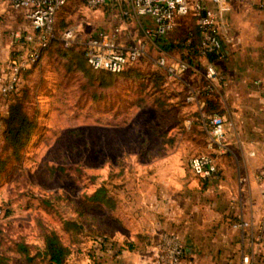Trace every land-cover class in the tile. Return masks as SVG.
I'll return each instance as SVG.
<instances>
[{
  "label": "rangeland",
  "instance_id": "obj_1",
  "mask_svg": "<svg viewBox=\"0 0 264 264\" xmlns=\"http://www.w3.org/2000/svg\"><path fill=\"white\" fill-rule=\"evenodd\" d=\"M119 12L110 0L97 6L71 2L60 11L57 28L74 27L77 42L68 48L55 42L22 73L20 88L28 93L30 109L37 111L39 129L22 162H11L0 176V204L9 210L0 221V251L23 264H49L43 251L51 229L72 252L85 251L96 260L94 237L86 235V227L96 217L104 222L101 209L116 210L142 187L176 189L191 158L209 152L205 120L196 113V102L187 100L196 88L184 83L182 75L170 78L157 63L161 55L171 61L188 56L187 48L168 46L184 40L189 20L179 21L168 35L147 38L146 53L123 73L93 70L84 62L87 36L115 26ZM140 23L137 18L127 22V42L144 39ZM12 30L6 34L10 38ZM18 48L11 45L7 58L0 50V67ZM8 100L0 95V112L6 111ZM100 186L107 188L112 207L89 201ZM70 219L82 228L65 230ZM14 240L32 244L35 258L28 261L16 253Z\"/></svg>",
  "mask_w": 264,
  "mask_h": 264
},
{
  "label": "crops",
  "instance_id": "obj_2",
  "mask_svg": "<svg viewBox=\"0 0 264 264\" xmlns=\"http://www.w3.org/2000/svg\"><path fill=\"white\" fill-rule=\"evenodd\" d=\"M9 29L13 38L6 35ZM28 29L24 11L0 0L4 58L11 45L18 50L26 45L15 32ZM220 34L222 55L210 63L219 72L215 91L224 107L227 147H205L217 155V171L201 178L190 168L176 189L142 187L116 210L101 209L104 222L95 214L86 227V235L94 237L96 260L78 250L68 257L70 264H157V244L168 230L182 236L185 264H234L244 256L250 258L244 264H264V0H230ZM208 63L207 57L194 55L181 80L201 88ZM203 103L200 96L194 108L201 117ZM242 220L250 224L233 226Z\"/></svg>",
  "mask_w": 264,
  "mask_h": 264
},
{
  "label": "built area",
  "instance_id": "obj_3",
  "mask_svg": "<svg viewBox=\"0 0 264 264\" xmlns=\"http://www.w3.org/2000/svg\"><path fill=\"white\" fill-rule=\"evenodd\" d=\"M76 0H8L11 8L24 11L30 29L15 32L19 39L24 37L26 45L12 55L0 67V95L8 96L20 87L22 73L41 59L44 47L54 37L63 40L66 46L77 42V32L74 27L59 31L57 28L60 11ZM90 6L107 3L109 0H79ZM120 8L118 23L110 29L100 30L87 36L83 49L88 62L96 69H107L120 72L136 62L147 50V38L168 35L175 30L184 16H193L202 31V41L199 52L202 55L213 51H223L220 30L225 17L230 11V0H110ZM262 5V4H261ZM149 18L144 23V18ZM141 20L144 39L129 43L125 37V28L130 19ZM160 68L164 69L170 78L179 77L187 71L191 64L183 59L169 60L166 55L157 58ZM209 83L191 91L188 101L198 102L203 96L215 89V81L219 72L211 63L207 65L205 74ZM204 103L202 104V107ZM207 131L211 137V145L218 144L220 148L227 147L226 120L220 113L202 111ZM217 155L212 152L195 154L190 160L192 172L201 178L212 176L217 171ZM8 218L6 208L0 204V221ZM250 223L247 220L236 221L233 226L243 227ZM157 264H185V247L182 236L177 231L163 232L158 244ZM250 261L244 256V264Z\"/></svg>",
  "mask_w": 264,
  "mask_h": 264
},
{
  "label": "trees",
  "instance_id": "obj_4",
  "mask_svg": "<svg viewBox=\"0 0 264 264\" xmlns=\"http://www.w3.org/2000/svg\"><path fill=\"white\" fill-rule=\"evenodd\" d=\"M185 20H189L190 22L189 28L187 30V36L183 41H174L168 47L181 46V49H183V47L187 48L189 50L188 56H184L180 59L186 60L191 64L192 60L194 59V55L200 54L199 45L202 41V31L193 16H184L181 21ZM55 42H59L67 48L74 46H66L63 40H61L59 37H54L50 40L48 45L44 47L41 59ZM82 56L84 58V62H86L93 70H103L109 73L119 74L127 71L129 67L128 66L126 69L120 72H113L102 68L96 69L88 62L84 49L82 50ZM203 56L207 57L210 63L213 62V60H215L216 58L220 57L221 52H208ZM37 62H35L34 64H36ZM207 65L204 71L205 74ZM208 83L209 80L206 78V76H204L202 85L205 86ZM8 96L9 100L7 103L6 111L0 112V135L3 141V143L0 145V176L1 173L7 169L8 165L11 162H22L26 149L33 141L39 129L37 111L31 110L30 106L28 105V93L23 90V88L19 87L18 90L11 92ZM203 98L204 111L208 113H223L224 107L220 102L215 89L210 93H207V91L204 90ZM88 199L91 203H104L106 205H110L111 207L113 206V204L110 203V198L107 195V188L105 186L98 187L92 194L88 196ZM6 214L7 216H9V210L7 208ZM65 224V230L70 233H72L71 231L75 232L82 228L81 222L75 219L66 220ZM1 230L2 227L0 225V231ZM14 241L15 247L13 250L16 253H18L20 256H24L28 261H32L35 258L36 254H32L31 252L32 244L24 240ZM43 253L46 256L49 264H65L68 257L72 253V247L64 242L61 234L58 231H56L55 229H51L48 230L45 234V245ZM0 264L23 263L18 262L9 254L0 251Z\"/></svg>",
  "mask_w": 264,
  "mask_h": 264
}]
</instances>
